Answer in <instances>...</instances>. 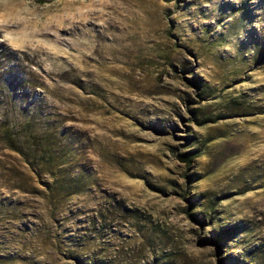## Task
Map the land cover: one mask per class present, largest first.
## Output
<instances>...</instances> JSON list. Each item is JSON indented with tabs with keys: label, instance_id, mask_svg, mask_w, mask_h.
<instances>
[{
	"label": "rangeland",
	"instance_id": "rangeland-1",
	"mask_svg": "<svg viewBox=\"0 0 264 264\" xmlns=\"http://www.w3.org/2000/svg\"><path fill=\"white\" fill-rule=\"evenodd\" d=\"M88 260L264 264V0H0V264Z\"/></svg>",
	"mask_w": 264,
	"mask_h": 264
},
{
	"label": "trees",
	"instance_id": "trees-1",
	"mask_svg": "<svg viewBox=\"0 0 264 264\" xmlns=\"http://www.w3.org/2000/svg\"><path fill=\"white\" fill-rule=\"evenodd\" d=\"M197 156V152L195 150L185 152L179 155V158L183 162H191L194 157ZM80 264H103L100 260H88V261H81Z\"/></svg>",
	"mask_w": 264,
	"mask_h": 264
}]
</instances>
